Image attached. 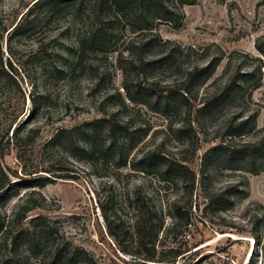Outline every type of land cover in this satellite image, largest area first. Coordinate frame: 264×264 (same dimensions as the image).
<instances>
[{"label":"rangeland","instance_id":"374dc122","mask_svg":"<svg viewBox=\"0 0 264 264\" xmlns=\"http://www.w3.org/2000/svg\"><path fill=\"white\" fill-rule=\"evenodd\" d=\"M35 1L0 0V169L22 184L45 176L52 181L41 188H20L2 211L11 215L36 189L41 195L33 194L28 204L40 206L29 211V217L47 216L64 239L89 252L94 264H161L135 253L139 249L133 234L137 210L132 193L137 190L147 204L163 210L167 228L173 220L168 202L179 198L192 223L186 236L176 242L168 239L166 244L199 245L195 255L177 264L199 258L202 264H244L252 250L253 264H264L263 244L252 237L255 233L264 240L261 162H238L237 169L213 165L206 188L197 185L192 195L179 182L161 181L159 163H139L144 152L156 149L162 157L183 158L198 173L203 153L223 134V117L183 132L164 116L126 100L116 60L123 41L118 51L89 52L75 65L86 28L68 9L49 16L36 8L21 31L11 34ZM183 10L180 27L163 23L158 31L163 38L185 45L216 44L210 51L223 54V60L209 84L221 83L238 68L253 72L230 110L254 115L255 127L244 139L260 138L264 135V53L258 45L264 49V0H197ZM95 66L106 72L97 89ZM106 114H113L117 122L114 140L109 146L106 132L98 134L94 153L86 139V123ZM229 184L236 186L226 189ZM212 190H226L224 197L232 192V203L217 210L207 197ZM101 204L116 220L121 241L109 233ZM163 232L159 240H164ZM27 264L39 262L32 258Z\"/></svg>","mask_w":264,"mask_h":264},{"label":"trees","instance_id":"16d2710c","mask_svg":"<svg viewBox=\"0 0 264 264\" xmlns=\"http://www.w3.org/2000/svg\"><path fill=\"white\" fill-rule=\"evenodd\" d=\"M196 1L36 0L10 31L11 34L19 33L36 8L45 11L49 16L68 9L86 28L78 42L75 65L81 64L89 52L109 49L118 51V44L123 41V48L118 51L116 60L123 73L122 88L126 100L164 116L183 132L201 127L208 119L223 117V134L203 153L198 173L183 158L162 157L156 149L144 152L139 159L142 164L159 163L162 169L160 180L168 184L179 182L183 191H188L191 195L197 185L206 188L205 183H209L207 181L213 165L223 164L227 169H237L235 163L242 161L253 165L261 162V165H264V135L254 140L244 139L255 127L252 126L254 115L244 116L240 111L230 110V105L240 99L244 81H247L253 72L241 71L238 68L221 83L209 84L223 60V54L214 55L210 51L216 44L212 43L206 47L185 45L163 38L158 31L159 25L163 23L174 28L180 27L185 17L184 6L195 4ZM258 49L264 53V49L259 45ZM0 64L3 65L1 49ZM95 67L97 76L94 89H97L101 86L106 72ZM117 95L121 98V105L125 106L122 94L117 92ZM86 126V139L92 152H96L95 140L103 131L108 136V145H112L117 128L113 114L87 122ZM135 144H132V147ZM134 167L139 166L134 164ZM142 167V170H147ZM0 172V264H27L32 258L38 260L39 264H94L89 252L64 239L47 216L38 214L29 217L28 212L40 206L28 204L34 197L33 194L41 195L36 189L31 190L26 202L20 204L11 215L2 211V205L13 199L20 188H41L51 182L52 178H34L22 184L11 181L3 169H0ZM59 175L56 177L64 178ZM235 186L229 184L226 189ZM225 192L226 190H212L207 196L209 204H216L217 210L220 211L226 209L228 204L232 203V192L228 193V197H224ZM41 198L45 200L43 196ZM131 199L137 210L133 225V234L138 238L139 251L135 252L137 257L161 264H177L179 259L189 258L197 253L198 249L194 248L199 244H166V240L176 242L179 236H186V232L190 230L192 222L181 199L173 198L168 202V215L173 219L168 228L163 210L147 204L146 199L137 190L132 193ZM101 207L109 233L121 241L116 220L107 214L103 204ZM162 231L165 234L162 237L164 240H159ZM252 235L257 243L263 244L264 249V240L261 241L255 233ZM123 251L132 253L127 248H123ZM254 259L252 250L247 264H253ZM202 262V258H199L189 264Z\"/></svg>","mask_w":264,"mask_h":264},{"label":"bare ground","instance_id":"6f19581e","mask_svg":"<svg viewBox=\"0 0 264 264\" xmlns=\"http://www.w3.org/2000/svg\"><path fill=\"white\" fill-rule=\"evenodd\" d=\"M250 254H251V253H250ZM250 254L246 257V259H245V261H244V264H247L248 259H249V257H250Z\"/></svg>","mask_w":264,"mask_h":264}]
</instances>
